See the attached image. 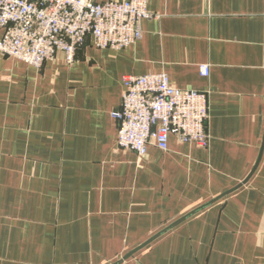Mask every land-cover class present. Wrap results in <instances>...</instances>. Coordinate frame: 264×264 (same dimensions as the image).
<instances>
[{
	"label": "crops",
	"instance_id": "0c3cea01",
	"mask_svg": "<svg viewBox=\"0 0 264 264\" xmlns=\"http://www.w3.org/2000/svg\"><path fill=\"white\" fill-rule=\"evenodd\" d=\"M148 9L140 40L116 50L89 35L72 65L62 52L41 67L0 53V264H113L256 165L264 0ZM154 72L209 92L208 146L175 135L145 156L119 146L123 76ZM120 264H264V152L246 184Z\"/></svg>",
	"mask_w": 264,
	"mask_h": 264
},
{
	"label": "built area",
	"instance_id": "2783aa9c",
	"mask_svg": "<svg viewBox=\"0 0 264 264\" xmlns=\"http://www.w3.org/2000/svg\"><path fill=\"white\" fill-rule=\"evenodd\" d=\"M149 0H0V53L41 67L59 52L72 65L87 36L98 48L120 50L142 38ZM209 76L210 66L201 65ZM122 103L112 112L118 144L139 156L150 144L168 150L182 142L210 144L209 92L173 85L165 72L123 76Z\"/></svg>",
	"mask_w": 264,
	"mask_h": 264
},
{
	"label": "water",
	"instance_id": "95a60500",
	"mask_svg": "<svg viewBox=\"0 0 264 264\" xmlns=\"http://www.w3.org/2000/svg\"><path fill=\"white\" fill-rule=\"evenodd\" d=\"M264 152V139H263V144H262V148H261V152L258 158V161L256 163V165L254 166V168L252 169V171L250 172V174L242 181L240 182L237 186H235L234 188L226 191L225 193H223L222 195L214 198L213 200H210L209 202H207L206 204L196 208L195 210L191 211L190 213L186 214L185 216L181 217L179 220H177L176 222H174L173 224H171L170 226H168L167 228H165L164 230H162L161 232H159L158 234H156L155 236H153L152 238H150L149 240H147L146 242H144L143 244H141L140 246H138L136 249H134L133 251L129 252L124 258H122L121 260H118L117 262H114L113 264H120L123 260L127 259L128 257L132 256L135 254V252H137L139 249L145 247L148 243H150L153 239L157 238L159 235H161L162 233L166 232L168 229H170L171 227H173L174 225L178 224L179 222L183 221L184 219L192 216L193 214L197 213L198 211L210 206L212 203L216 202L217 200H219L220 198L229 195L230 193H232L233 191L239 189L240 187H242L244 184H246L249 179L252 177V175L255 173L262 155Z\"/></svg>",
	"mask_w": 264,
	"mask_h": 264
}]
</instances>
